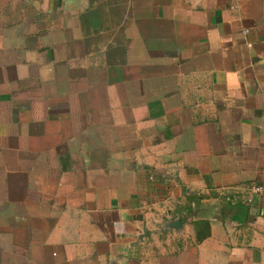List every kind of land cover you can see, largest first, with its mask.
I'll list each match as a JSON object with an SVG mask.
<instances>
[{"label": "crops", "instance_id": "obj_1", "mask_svg": "<svg viewBox=\"0 0 264 264\" xmlns=\"http://www.w3.org/2000/svg\"><path fill=\"white\" fill-rule=\"evenodd\" d=\"M254 183L264 0H0V264H264Z\"/></svg>", "mask_w": 264, "mask_h": 264}, {"label": "built area", "instance_id": "obj_2", "mask_svg": "<svg viewBox=\"0 0 264 264\" xmlns=\"http://www.w3.org/2000/svg\"><path fill=\"white\" fill-rule=\"evenodd\" d=\"M247 202L253 203L257 198H264V183L251 184L247 189Z\"/></svg>", "mask_w": 264, "mask_h": 264}, {"label": "water", "instance_id": "obj_3", "mask_svg": "<svg viewBox=\"0 0 264 264\" xmlns=\"http://www.w3.org/2000/svg\"><path fill=\"white\" fill-rule=\"evenodd\" d=\"M166 227L173 230H179L181 228V221L178 219H172L166 224Z\"/></svg>", "mask_w": 264, "mask_h": 264}]
</instances>
